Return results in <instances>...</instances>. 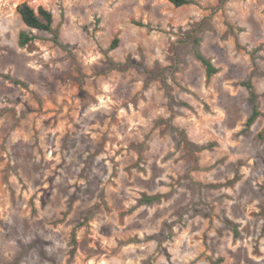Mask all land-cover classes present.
I'll return each mask as SVG.
<instances>
[{
	"label": "rangeland",
	"instance_id": "1",
	"mask_svg": "<svg viewBox=\"0 0 264 264\" xmlns=\"http://www.w3.org/2000/svg\"><path fill=\"white\" fill-rule=\"evenodd\" d=\"M190 1L0 0V264H264V0Z\"/></svg>",
	"mask_w": 264,
	"mask_h": 264
},
{
	"label": "trees",
	"instance_id": "2",
	"mask_svg": "<svg viewBox=\"0 0 264 264\" xmlns=\"http://www.w3.org/2000/svg\"><path fill=\"white\" fill-rule=\"evenodd\" d=\"M170 2L175 7H181L183 5L191 4L190 0H170ZM16 12L20 16L23 24L29 30L49 33L52 32L53 17L51 12L46 10L44 7L39 6L37 10H34L27 3H22L16 7ZM35 39L36 37L32 35V33L22 31L18 36V45L20 47H25ZM115 44L116 41H114V43L112 44V48L116 46ZM195 56L204 67L207 79H209L213 74L217 72V69L202 53H200L198 49H196L195 51ZM242 86L249 91V100L252 104L251 114L245 123V128L249 129L261 113L256 104L257 94L254 91L252 84L250 82H243ZM144 201L146 203H151L153 201V198L145 197Z\"/></svg>",
	"mask_w": 264,
	"mask_h": 264
}]
</instances>
